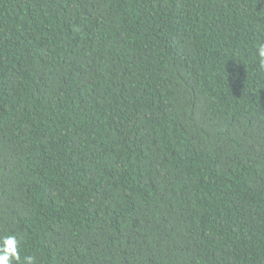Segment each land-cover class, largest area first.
<instances>
[{"label": "trees", "instance_id": "1", "mask_svg": "<svg viewBox=\"0 0 264 264\" xmlns=\"http://www.w3.org/2000/svg\"><path fill=\"white\" fill-rule=\"evenodd\" d=\"M261 44L264 0H0V235L35 264H264Z\"/></svg>", "mask_w": 264, "mask_h": 264}, {"label": "clouds", "instance_id": "2", "mask_svg": "<svg viewBox=\"0 0 264 264\" xmlns=\"http://www.w3.org/2000/svg\"><path fill=\"white\" fill-rule=\"evenodd\" d=\"M257 54L260 58V67L264 68V44L257 48ZM19 240L14 234L0 235V264H35L32 256H24L21 260Z\"/></svg>", "mask_w": 264, "mask_h": 264}]
</instances>
